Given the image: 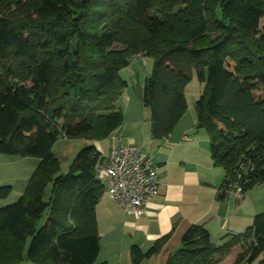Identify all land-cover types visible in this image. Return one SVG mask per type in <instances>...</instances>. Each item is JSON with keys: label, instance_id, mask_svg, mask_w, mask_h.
Wrapping results in <instances>:
<instances>
[{"label": "trees", "instance_id": "16d2710c", "mask_svg": "<svg viewBox=\"0 0 264 264\" xmlns=\"http://www.w3.org/2000/svg\"><path fill=\"white\" fill-rule=\"evenodd\" d=\"M8 1L0 0V154L39 164L26 194L0 207L2 264H97L102 156L86 146L56 175L51 147L59 138L101 141L122 125L119 73L139 56L152 59L141 91L152 138H166L185 114L195 70L204 83L197 127L224 171L221 187L237 174L244 194L264 182V0H10L17 22ZM10 192L1 187L0 200ZM237 247L235 264L260 256L264 264V212L220 246L191 226L165 264H217ZM159 248L133 246L132 264Z\"/></svg>", "mask_w": 264, "mask_h": 264}, {"label": "crops", "instance_id": "0c3cea01", "mask_svg": "<svg viewBox=\"0 0 264 264\" xmlns=\"http://www.w3.org/2000/svg\"><path fill=\"white\" fill-rule=\"evenodd\" d=\"M135 67V64L127 67L131 68L129 79ZM142 86L138 88L140 99ZM117 109L122 113L123 122L107 138V153L120 145L141 147L156 166L159 194L147 205L145 214L136 218L119 210L104 189L95 209L99 234L97 264H132L130 250L133 246L145 253L157 241L159 251L143 259L141 264H165L168 256L180 248L181 238L191 226L206 229L211 242L220 246L242 234L254 216L264 212V196L247 214L245 197L241 200L218 198L224 171L212 164L209 138L197 127L195 111L189 113V122L186 112L166 138L155 140L149 118L147 131L137 130L138 121L134 118L135 111H131L130 99L126 106ZM94 147L102 157L107 154L101 153L100 141Z\"/></svg>", "mask_w": 264, "mask_h": 264}, {"label": "rangeland", "instance_id": "374dc122", "mask_svg": "<svg viewBox=\"0 0 264 264\" xmlns=\"http://www.w3.org/2000/svg\"><path fill=\"white\" fill-rule=\"evenodd\" d=\"M9 1L3 3L4 11L6 12L7 10L11 14V16H13L14 21H20L22 18V12L18 11L17 8ZM260 25L263 26L264 22L261 21ZM134 64L137 68L135 67V73L131 75L130 79L128 78V76L131 68L123 69L119 74L122 79L127 80L128 89H123V93H121V95L117 99L116 106L122 109L124 106H126V103H128V100L130 99L131 111H135L134 118H136V120L138 121L137 130L141 128L144 131H147V129L149 128V111L142 106L138 88L139 86H142L144 78L146 76L148 77L151 73L152 59L133 58L130 61V66H133ZM203 87L204 83L198 79L195 70H192L191 79L189 80V82H187L184 88V96L187 104L186 112L188 113L186 121L188 122L190 121L189 113H193L195 111V103L199 98L201 92L203 91ZM127 118H129L128 115ZM97 142L99 141L84 140L82 138L57 139L51 147L52 163L55 174L65 175L68 172V168L72 163L76 153L82 148L86 146H92ZM100 142L102 147L101 153H107L109 140L106 138L101 140ZM38 164V158L18 157L0 154V188L6 186L11 187L9 196L5 199L0 200V207L16 202L19 197L26 194L29 181L37 171ZM263 187L264 182L254 186L250 191L245 193V214H247L249 210H252V208L250 207L256 205L255 202L259 201L264 196ZM48 192L49 189H46L45 197L47 196ZM246 224L247 223H245V226H247ZM239 251V248H237V250H234V252H232L228 256L218 260L217 264H235V257ZM261 258L262 256H260L258 260H260ZM257 261L252 264H256ZM0 264H2V259L0 260ZM241 264L245 263L243 262Z\"/></svg>", "mask_w": 264, "mask_h": 264}, {"label": "built area", "instance_id": "2783aa9c", "mask_svg": "<svg viewBox=\"0 0 264 264\" xmlns=\"http://www.w3.org/2000/svg\"><path fill=\"white\" fill-rule=\"evenodd\" d=\"M96 179L106 188L116 207L139 218L147 205L159 194L156 166L150 157L134 144L115 146L95 166ZM241 175L228 179L219 189L225 199L244 197Z\"/></svg>", "mask_w": 264, "mask_h": 264}]
</instances>
